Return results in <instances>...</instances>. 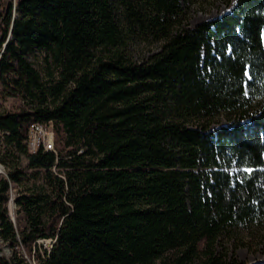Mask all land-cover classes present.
I'll return each mask as SVG.
<instances>
[{"label":"trees","instance_id":"trees-1","mask_svg":"<svg viewBox=\"0 0 264 264\" xmlns=\"http://www.w3.org/2000/svg\"><path fill=\"white\" fill-rule=\"evenodd\" d=\"M263 37L264 0L192 25L179 0H0V264H242L214 243L264 229Z\"/></svg>","mask_w":264,"mask_h":264},{"label":"rangeland","instance_id":"rangeland-1","mask_svg":"<svg viewBox=\"0 0 264 264\" xmlns=\"http://www.w3.org/2000/svg\"><path fill=\"white\" fill-rule=\"evenodd\" d=\"M13 1V0H11ZM184 10L185 25H192L199 21L209 19L227 11L233 4L234 0H179ZM262 47L264 49V37L262 38ZM157 42L138 41L128 45V50L133 59H140L151 51L157 49ZM111 49V48H110ZM101 55L104 54L100 52ZM245 73H248L247 69ZM249 78V73L246 75ZM243 91L247 93L244 85ZM20 101L15 97L0 98V110L6 108H16ZM228 114L220 112L214 116L209 123V128H214L220 124L229 122ZM264 160V154L262 155ZM24 158H20V164H24ZM231 164H221V168L226 170L234 178H239V166L231 160ZM246 170V169H245ZM40 182V180H36ZM14 189V187H12ZM15 192H13L14 194ZM8 207V204H7ZM10 211L14 215V203L11 202ZM219 241H215L214 249L222 250L225 255L233 256L236 261L242 264H258L264 261V229L262 226H256L255 222H236L226 234L217 237ZM199 248L203 245V240L197 242ZM10 249L0 240V255H9Z\"/></svg>","mask_w":264,"mask_h":264},{"label":"built area","instance_id":"built-area-1","mask_svg":"<svg viewBox=\"0 0 264 264\" xmlns=\"http://www.w3.org/2000/svg\"><path fill=\"white\" fill-rule=\"evenodd\" d=\"M26 145L29 151L42 147L43 149H53V130L50 121H33L29 123L27 127ZM5 175L3 165L0 163V176ZM15 191L12 188H8V198L6 203L8 204V213L10 218L13 215L10 211V197L11 192ZM50 239H43L41 242L47 246Z\"/></svg>","mask_w":264,"mask_h":264},{"label":"bare ground","instance_id":"bare-ground-1","mask_svg":"<svg viewBox=\"0 0 264 264\" xmlns=\"http://www.w3.org/2000/svg\"><path fill=\"white\" fill-rule=\"evenodd\" d=\"M13 192H15V191H12L11 192V197H10V208H11V202L13 203V199H14V195H15V193L13 194ZM13 219V218H12ZM49 243H50V241L48 242V245H49Z\"/></svg>","mask_w":264,"mask_h":264},{"label":"snow or ice","instance_id":"snow-or-ice-1","mask_svg":"<svg viewBox=\"0 0 264 264\" xmlns=\"http://www.w3.org/2000/svg\"><path fill=\"white\" fill-rule=\"evenodd\" d=\"M245 75H248V73H245Z\"/></svg>","mask_w":264,"mask_h":264}]
</instances>
